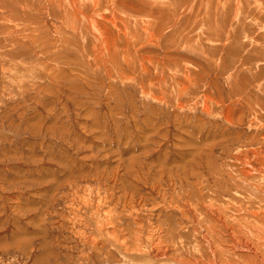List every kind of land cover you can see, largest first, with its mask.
Here are the masks:
<instances>
[{"label":"rangeland","instance_id":"obj_1","mask_svg":"<svg viewBox=\"0 0 264 264\" xmlns=\"http://www.w3.org/2000/svg\"><path fill=\"white\" fill-rule=\"evenodd\" d=\"M73 1L0 0V264H264V0Z\"/></svg>","mask_w":264,"mask_h":264},{"label":"bare ground","instance_id":"obj_2","mask_svg":"<svg viewBox=\"0 0 264 264\" xmlns=\"http://www.w3.org/2000/svg\"><path fill=\"white\" fill-rule=\"evenodd\" d=\"M84 1H86V2H90L89 4H91V3H93L94 4V6L95 7H97V0H84ZM110 0H108V2H109ZM154 1V0H153ZM80 2V1H79ZM82 3V2H81ZM84 3V2H83ZM152 3V2H151ZM153 3H155V2H153ZM157 3H159V4H161V1H157ZM64 4H65V6H67V7H69L70 9H74L75 11H76V13H78V15L81 17V18H83V19H85V25H87V26H89L90 28L92 27V31H95L96 32V39H97V41H103L104 40V38H105V40L104 41H106L105 43L107 44L108 42H107V40H106V33H109V31H106L105 29L103 30L102 28H100V26H99V20L98 21H95V19L93 18V17H89V16H87L86 17V15L85 14H83V12H79L80 10L78 9L80 6H78V4L77 3H75L73 0H64ZM90 6H92V5H90ZM106 7H108V6H106ZM83 8H84V6H83ZM84 9H86V8H84ZM92 12V11H91ZM85 13H87L86 11H85ZM91 16V15H90ZM74 18V17H73ZM112 20H114V19H112ZM81 21H83V20H81ZM113 23V22H112ZM91 30V29H90ZM105 46V45H104ZM106 49H107V51H106V53L108 52V50H109V48H108V46H106L105 47ZM101 49V48H100ZM101 53H103L104 54V52H101ZM208 213H210L209 212V210L207 211ZM209 215H211V214H209ZM214 220V219H213ZM260 231V230H259ZM260 234L262 233V234H264L263 232H259ZM112 239V238H111ZM260 239H263L264 240V235H262V236H260ZM260 242V241H259ZM263 246H264V242H263V244H262ZM154 247V246H153ZM249 249V250H248ZM248 249L247 248H245V250H247L248 252H246V253H244V256L245 257H249V256H251V255H255V252H253V247H248ZM157 251V250H156ZM152 252V251H151ZM154 253V252H153ZM149 255V254H148ZM151 255V254H150ZM154 257V256H153ZM156 257V256H155ZM252 258V257H251ZM247 260V259H246ZM251 260V259H250ZM244 262V261H243ZM250 262V261H249ZM226 263V262H225ZM215 264V263H214ZM224 264V263H223ZM246 264V263H245Z\"/></svg>","mask_w":264,"mask_h":264}]
</instances>
